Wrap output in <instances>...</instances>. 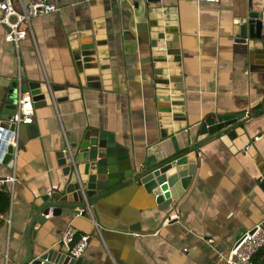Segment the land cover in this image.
<instances>
[{
  "label": "crops",
  "instance_id": "crops-1",
  "mask_svg": "<svg viewBox=\"0 0 264 264\" xmlns=\"http://www.w3.org/2000/svg\"><path fill=\"white\" fill-rule=\"evenodd\" d=\"M47 1L59 11L31 20L19 52L5 40L6 27L0 24V104L6 85L16 78L65 83L71 73L68 35L98 20L106 36L111 84L35 109L33 124L21 126L14 193L10 197L3 191L10 197L11 223L0 220V264H21L27 258L33 208L45 204L43 198L53 196L59 183L57 154L69 150L84 131L112 134L138 165L160 142L144 0ZM261 5L264 0L161 4L175 8L177 16L192 141L209 116L245 112L255 116L246 125L255 157L248 153L250 146L233 152L219 139L201 144L191 182L166 211L143 189L120 192L94 217H50L34 226L29 237L34 256L51 248L64 251L62 237L74 230L77 238L90 236L81 257L88 264H226L236 241L264 221V183L259 182L264 177V64L251 65L247 48L233 33L234 19ZM10 173V163H0V178ZM175 214L178 219L165 222ZM116 217L139 222V231L115 237L109 226L117 223Z\"/></svg>",
  "mask_w": 264,
  "mask_h": 264
},
{
  "label": "water",
  "instance_id": "water-1",
  "mask_svg": "<svg viewBox=\"0 0 264 264\" xmlns=\"http://www.w3.org/2000/svg\"><path fill=\"white\" fill-rule=\"evenodd\" d=\"M152 46L153 76L159 117L160 142L149 148L145 161L138 165L129 151L116 144L112 134L96 128L84 131L69 150L59 152L58 186L53 196L44 197L37 205L27 231L28 256L21 264H88L83 258H72L65 251L51 248L38 258L30 246V232L43 225L52 208V217L98 215L100 207L118 193L143 189L154 198L160 210L166 211L177 201L191 182L199 159V147L219 139L231 151H242L255 157L246 125L255 117L245 112L209 116L200 126L195 142L185 111V96L178 21L173 7L161 6L162 0H144ZM236 41L247 48L251 65L264 64V8L249 7L244 16L233 21ZM101 20L91 28L68 35L67 49L71 55V73L65 83L48 80H10L0 104V163L12 159L10 145L13 132L21 133L11 121L16 113L20 92H30L34 108L80 98L85 89H108L111 84L107 41ZM181 184V186L179 185ZM264 185V184H263ZM109 226L116 237L119 233L139 231V222L116 217ZM35 233V232H34ZM34 235V234H33Z\"/></svg>",
  "mask_w": 264,
  "mask_h": 264
},
{
  "label": "built area",
  "instance_id": "built-area-1",
  "mask_svg": "<svg viewBox=\"0 0 264 264\" xmlns=\"http://www.w3.org/2000/svg\"><path fill=\"white\" fill-rule=\"evenodd\" d=\"M220 0H197L199 3H218ZM16 2V3H15ZM59 8L47 0H30L24 4L21 0H0V24L6 27L5 40L14 45L16 52H19L22 42L27 38L31 31V20L33 18L58 12ZM35 119V108L30 92H20L16 113L11 117V121L17 127L33 124ZM260 138H255L258 141ZM13 148L12 159L9 162L11 173L0 178V192L6 190L10 197L14 193V186L17 182V163L20 153L19 135L15 131L10 141ZM249 147H247L248 149ZM264 183V177L259 180ZM82 216V211L79 212ZM47 219L52 217V208L45 216ZM178 219V216L171 215L165 219ZM0 220L8 225L11 223L10 214H0ZM139 237V234H135ZM90 242L89 235H81L77 238L74 230H68L62 237L61 246L63 250L72 258L82 257ZM264 248V221L245 232L234 244L227 257L226 264H254V256Z\"/></svg>",
  "mask_w": 264,
  "mask_h": 264
},
{
  "label": "trees",
  "instance_id": "trees-1",
  "mask_svg": "<svg viewBox=\"0 0 264 264\" xmlns=\"http://www.w3.org/2000/svg\"><path fill=\"white\" fill-rule=\"evenodd\" d=\"M10 208V197L6 192H0V214H6ZM254 264H264V248L254 256Z\"/></svg>",
  "mask_w": 264,
  "mask_h": 264
},
{
  "label": "rangeland",
  "instance_id": "rangeland-1",
  "mask_svg": "<svg viewBox=\"0 0 264 264\" xmlns=\"http://www.w3.org/2000/svg\"><path fill=\"white\" fill-rule=\"evenodd\" d=\"M21 131H22V129H21ZM21 135H22V133H21Z\"/></svg>",
  "mask_w": 264,
  "mask_h": 264
}]
</instances>
